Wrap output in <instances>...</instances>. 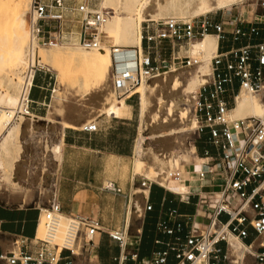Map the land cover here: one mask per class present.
I'll list each match as a JSON object with an SVG mask.
<instances>
[{
	"label": "built area",
	"instance_id": "1",
	"mask_svg": "<svg viewBox=\"0 0 264 264\" xmlns=\"http://www.w3.org/2000/svg\"><path fill=\"white\" fill-rule=\"evenodd\" d=\"M264 10V1L260 4ZM81 15L80 43L85 49L101 47L99 28L104 15L84 1L77 7L68 0H31L28 17L30 42L27 64L23 70L20 103L13 112V122L30 116V94L39 72L49 70L36 63L38 50L69 40L66 27L71 12ZM143 31V53L125 52L129 47H112V87L118 98L132 101L143 82L184 68L197 60L181 54L191 43L216 34L217 53L212 58V78L198 91L194 107L197 126L192 130L216 151L208 148L198 153L201 164L196 170L197 190L178 194L185 200L197 198L193 214L171 210L167 219L157 223V230L167 234V241L157 239L164 248L140 258L126 251L129 234L122 230H104L98 218L85 214H65L57 192L51 191L48 206L38 207V220L32 238L11 236V249L0 245V264H97L91 257L97 249L96 236L107 234L119 244L118 264H264V118L247 117L230 120L228 112L235 106L240 90L264 99V11L251 20L240 14L225 21L204 15L193 18L150 20ZM1 109V107H0ZM79 130L94 133L96 121ZM204 136H207L206 138ZM45 141L51 139L48 133ZM139 187L147 189L144 214L153 210L150 192L156 181L138 175ZM161 186V185H160ZM164 187V186H162ZM165 188V187H164ZM55 189V188H54ZM106 189L121 193L109 182ZM177 194V193H176ZM43 218L44 235H38ZM64 226L62 238L58 240ZM2 231L0 229V235ZM232 240L237 242H232Z\"/></svg>",
	"mask_w": 264,
	"mask_h": 264
},
{
	"label": "bare ground",
	"instance_id": "2",
	"mask_svg": "<svg viewBox=\"0 0 264 264\" xmlns=\"http://www.w3.org/2000/svg\"><path fill=\"white\" fill-rule=\"evenodd\" d=\"M22 1L0 0V67L5 63H10L17 68L22 65L19 73V82L17 81V96L11 95L9 97L7 100L8 106H0V152L7 156L11 155V150L21 129L22 123L13 122L12 119L13 112L20 103V92L23 83L22 73L27 64V48L30 42L29 29L28 31L26 29V18L20 7ZM115 1L104 0L105 8L114 4ZM123 1L128 14L115 13L108 16L107 12L100 11L104 15V22L99 28V36L101 37L100 48L92 49L91 51L85 49L65 51L64 47L59 44L53 46L50 51H41L39 56V50L43 48L41 47L36 55L37 64L47 66L50 71L58 74L57 83L59 85L70 84L74 89L89 92L92 99H88V102L84 105L98 108L100 113L116 117L124 116L129 110V105L125 101L126 98L112 99L109 97L110 67L113 65V50L106 43L114 45L131 43L133 44L132 48H127L125 52L135 53L134 48H137L142 55V26L143 22L146 21L145 16L150 14L153 11L152 9L157 8V15L159 16H189L191 18L207 14L216 9H226L236 4L241 5L249 0H163L164 3L160 2V0H117L119 4ZM151 16L156 17V15ZM103 35L106 37L105 41ZM66 43H69V40L62 44ZM218 47L217 35L213 33L207 34L204 38L191 43L186 49L188 55L197 60V64L193 66V69H190L191 71L180 73L176 70L157 77L151 84L143 81L134 91L133 94L140 93L139 117L141 123L139 125L140 128L138 127L137 140H135L134 175L146 176L176 193H186L190 191L191 186L198 183L196 171L189 170V168H199L201 160L200 163L194 162V152L188 145L185 148L181 147L184 150H176L174 146L178 145H175V143H182L178 142L179 135L181 137L182 133L187 134L189 133H186L188 129L191 131L193 127L197 126V120L196 123L194 121L196 117L193 116L194 119L190 115L194 103L196 104L198 100L200 87L212 78V58L217 53ZM198 56H200V60H198ZM1 98L2 94L0 93ZM235 102L237 103L236 107L234 109L232 107L227 114L230 120L247 117L264 118V99L260 95L242 89L237 98L235 97ZM85 113V109L79 112L80 115ZM188 117L190 121H184V118L187 119ZM20 118H24V116ZM185 122H188V128L181 132L178 131V136H175L172 131L186 125ZM64 124L66 125L67 123ZM146 127H150L152 135H157L160 140L164 141L167 148L164 150H168L167 152L170 154V157L167 154L169 157V160L166 159L168 161L166 163L167 169L162 168V166L158 169L159 166L157 167L158 164H156L159 161L158 156V161L155 160L157 162L153 161L146 164L143 161V155H145L144 145L148 139V136L145 135ZM27 129H30V125ZM183 137L186 138V136L181 138ZM57 152L59 156L60 151L58 150ZM165 155L166 151H164ZM161 156H163L162 153ZM173 174L176 180H172ZM133 181L135 182V178ZM135 194H142L145 200L149 192L147 189L138 187L135 188ZM136 206L138 207L137 209H140V202ZM44 232L43 218H41L38 235L41 237ZM63 232L64 226L60 231L58 240L62 238ZM111 232L115 234V231ZM232 242L237 241L232 240Z\"/></svg>",
	"mask_w": 264,
	"mask_h": 264
},
{
	"label": "crops",
	"instance_id": "3",
	"mask_svg": "<svg viewBox=\"0 0 264 264\" xmlns=\"http://www.w3.org/2000/svg\"><path fill=\"white\" fill-rule=\"evenodd\" d=\"M52 78L50 70H44L37 74L35 86L30 94V116H25L30 130L39 127L45 134L56 129L59 136L57 145H53L51 148L56 162V170L42 175L51 179L52 190L57 192L65 214L94 216L99 219L104 230L115 231L127 227L129 234L132 225H134L133 202L136 200L135 205L140 202L139 210H142L140 197L144 200V196L140 194V197L133 198L136 195L135 188H138L133 181L136 176L134 175V165L130 178L119 177L116 174V162L117 158L125 159L133 153L135 154L134 134L136 133L138 137L139 125H141L140 117L136 126L130 118L124 117L125 115L122 117L109 116L100 113L96 108L94 110H97V115L85 109L86 115H80L79 110L78 114L70 113L65 117L54 115L53 118L51 117L52 110L47 111L48 106L51 108L54 106L53 96L52 102L49 101ZM90 121H96L98 124L97 132L89 133L79 130L81 125ZM188 146H192L194 152L197 153L194 144ZM196 146L200 154H203L205 148H208L211 154H216L214 148L203 140ZM58 150L60 151L59 156ZM111 167L113 170L108 169ZM192 169L197 170V168ZM109 182L121 187L122 192L107 190L106 184ZM197 185L198 183L191 186L190 192L197 190ZM186 193L176 194V192L160 185L152 187L150 197L153 210L136 218V221L141 222L137 229L138 234L135 237V242L130 244L133 251H128L129 241L126 251L128 253L137 252L139 257L143 258L163 249L164 246L157 245L155 241L157 239L167 241L170 236L160 233L157 230V223L162 219H167L173 209L181 214L195 212L197 200L195 196H191L189 200L178 196V194ZM129 197H131L130 202L126 205ZM31 199L34 200L35 197L31 196ZM32 200L24 202L31 203ZM37 220L38 207L24 203L10 205L0 200L1 247L11 249L10 235L16 234L32 238L36 231ZM95 240L97 249L91 260L97 264H118L117 259L120 255L118 242L103 233L98 234Z\"/></svg>",
	"mask_w": 264,
	"mask_h": 264
},
{
	"label": "rangeland",
	"instance_id": "4",
	"mask_svg": "<svg viewBox=\"0 0 264 264\" xmlns=\"http://www.w3.org/2000/svg\"><path fill=\"white\" fill-rule=\"evenodd\" d=\"M18 0H16L17 2ZM31 0H23L20 4L21 11L24 13V16L26 18V29L27 28V20L29 17V6H30ZM88 1L91 2L94 6V9L98 11H105L107 12L108 16L119 13L121 15L128 14V11L125 8V2L123 1L121 4L117 2V0L114 2V4L107 6L105 8L104 6V0H68V5L71 7H77L78 4ZM264 0H255V1H245V3L241 5H233L230 8L226 9H216L213 10L207 14L215 18H224L226 21L232 18L233 15L240 14L243 19L245 20H251L254 16V14L257 12H262L263 9H261L260 4ZM160 2L164 3L163 0H160ZM15 4V3H14ZM13 4V5H14ZM152 9L154 11H151L150 14H147L145 16L146 21L149 22L150 20H164L168 18H172L173 16L168 17L166 15H157L158 10ZM151 15H156V17H153ZM200 15V16H204ZM193 17H199V16H193ZM191 17V18H193ZM173 18H190L189 16H174ZM82 18L81 15H79L77 12L73 11L70 13V15L67 18L66 27L68 31L72 32L69 35V43L61 44V46L64 47L65 51H76L85 49L82 47L80 43V34L82 32ZM143 22L142 31H144L145 25L147 23ZM29 32V31H28ZM104 41L106 40L105 35H103ZM198 41V40H197ZM29 42V40H28ZM194 43V42H193ZM27 44V43H26ZM143 44V42H142ZM28 45V44H27ZM109 48L112 50V47H129L132 48L133 44L131 43H123L121 45H114V44H108ZM27 47L26 45H24ZM53 47L49 48H41L39 50V56L41 51H50ZM87 51H91L92 49H85ZM181 54H188L185 50L181 51ZM198 60H200V56H198ZM40 61V58H39ZM43 66V65H42ZM22 65L20 67H15L14 65L10 63H5L0 67V93L2 94V98L0 99V106L6 107L8 106L7 100L11 95L17 96L18 94V82H19V73ZM45 68L48 69L47 66ZM192 68H184L181 70H178V72L186 73L191 71ZM53 78L51 81V89L49 92V101L52 102V96L54 101V106L51 108V106L47 107V111L52 110L53 115L51 117L54 118V115H59L62 117H65L67 114L70 113H77L79 110H89V112L95 113V115L98 114L97 110H94L96 108H91L92 106L84 105L86 102H88V99H92V96L89 94V92H84L79 89H74L71 87L70 84L65 85H59L57 83L58 74L50 71ZM191 73V72H190ZM110 95L109 97L112 99H117V94L115 93L113 87H112V76H111V67H110ZM156 79V78H155ZM155 79L152 81H148L149 84H151ZM18 81V82H17ZM138 93V92H137ZM240 93V92H239ZM239 93L237 95H239ZM139 96H136L132 101H126L129 104V112L125 114L124 117L130 118L131 122L134 125H138V118H139V100H140V93H138ZM236 95V98H237ZM125 98V97H122ZM119 98V99H122ZM197 102V101H196ZM237 102V101H236ZM237 104V103H236ZM233 106V109L236 107ZM195 105V103H194ZM194 105L192 108V113L190 117H195L194 114ZM85 106V107H84ZM76 107V108H75ZM89 107V108H88ZM83 108V109H82ZM193 114V115H192ZM193 117V118H194ZM189 118V117H188ZM184 118V121H190L189 119ZM195 119V118H194ZM196 123V119L194 120ZM21 122V129L20 133L16 139L15 145L13 149L11 150V155L7 156L6 154L0 152V200H2L5 204L10 205H17V204H29L31 206L46 208L48 206V201L50 199L51 191H52V182L49 177H46V175L42 174H49L50 172H55L56 170V162L54 161V155L51 152V148L53 145H57L56 143L59 140V136L57 133V130L54 129L53 131H49L48 134L51 137L48 141H45V138L43 137V131L39 127H35L34 130L27 129L29 126L27 124L28 120L24 116V118H20L19 121ZM183 123V122H182ZM186 123V125H184ZM183 127H178L174 129L172 132L175 136H178V133L183 131L184 129L188 128V122H185ZM196 126V125H195ZM195 127L191 129H188L187 134L182 133V136H186L181 138L180 135L178 142L182 143H175L180 144V146L176 145L174 146V149L181 150V147H186V145H193V141H196V144L198 142H201L202 140L197 139L192 130ZM30 130V131H29ZM179 131V132H178ZM184 134V135H183ZM145 135L148 136V139L145 142V155H143V161L147 164L149 162H153L157 160V156L159 161L156 164L158 169L166 168L167 167V160L170 157V154L167 152L168 150L165 146V143L163 140H160L157 135H152L150 127H146ZM137 138L136 133L134 134V144L135 140ZM183 139V140H181ZM176 140V141H177ZM181 140V141H180ZM185 140V141H184ZM163 141V142H162ZM184 141V142H183ZM183 144V145H182ZM179 147V148H178ZM190 149L194 152V149L192 146H189ZM184 148L182 150H184ZM164 151H166V155L164 156ZM161 153L163 156H161ZM198 153L200 154L199 150ZM167 154H169L167 156ZM160 155V157H159ZM134 156L133 153L130 157L125 159L117 158L116 162V174L119 177H131V174H133V165H134ZM110 158H113L112 156H109ZM165 157V158H164ZM161 158V159H160ZM169 160V159H168ZM193 160L196 163H200V158L197 153L194 152ZM163 164V165H162ZM23 165V166H22ZM25 166V167H24ZM165 166V167H164ZM23 169V171H21ZM25 169V170H24ZM109 170H113V168H108ZM167 169V168H166ZM190 170H193L191 167ZM198 169V168H197ZM186 170V169H185ZM48 176V175H47ZM172 178V177H171ZM172 180H176L173 174ZM135 186L139 187V179L138 175L135 177ZM190 192V191H188ZM132 193V190H131ZM31 196H34L35 199L32 200ZM139 195H134L133 198L136 199V197ZM179 198H181L180 195H178ZM186 196L184 195L183 198ZM131 197H129L126 201V205L130 202ZM32 200L31 203H25ZM25 201V202H24ZM141 201V207L142 210L137 209L135 205V200L133 202V222L134 225H132V229L129 232V247L128 251H133L131 249L132 242H135V237L138 234L137 229L140 227L141 221H136V218L139 216H142L144 213V208L146 205V201L143 200L142 197H140Z\"/></svg>",
	"mask_w": 264,
	"mask_h": 264
},
{
	"label": "trees",
	"instance_id": "5",
	"mask_svg": "<svg viewBox=\"0 0 264 264\" xmlns=\"http://www.w3.org/2000/svg\"><path fill=\"white\" fill-rule=\"evenodd\" d=\"M155 186H157V185H154L153 187H155ZM150 201H151V203H152L151 197H150Z\"/></svg>",
	"mask_w": 264,
	"mask_h": 264
}]
</instances>
